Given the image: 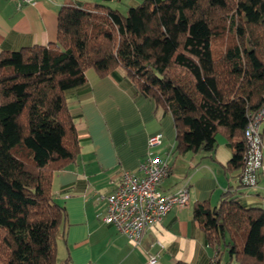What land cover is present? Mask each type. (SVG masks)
I'll list each match as a JSON object with an SVG mask.
<instances>
[{
  "label": "trees",
  "instance_id": "16d2710c",
  "mask_svg": "<svg viewBox=\"0 0 264 264\" xmlns=\"http://www.w3.org/2000/svg\"><path fill=\"white\" fill-rule=\"evenodd\" d=\"M117 68L171 115L174 153L212 154L222 136L225 171H238L247 113L264 105V0H143L125 14L64 4L53 42L1 52L0 264H55L66 214L52 177L80 149L65 92L88 69ZM230 189L192 208L209 264H264V209Z\"/></svg>",
  "mask_w": 264,
  "mask_h": 264
},
{
  "label": "crops",
  "instance_id": "0c3cea01",
  "mask_svg": "<svg viewBox=\"0 0 264 264\" xmlns=\"http://www.w3.org/2000/svg\"><path fill=\"white\" fill-rule=\"evenodd\" d=\"M142 1L34 0L19 6L14 0H0V53L53 42L57 12L64 4L102 5L125 14ZM85 79L65 92L80 149L76 160L52 177V197L66 214L56 262L62 264L68 256L70 264H147L150 256H156V264H209L214 251L193 219V205L207 201L214 206L220 194L231 188L242 206L264 209V179L254 188L238 186V171H225L231 150L222 136L216 137L212 154L174 153L171 115L156 107L151 98L138 95L121 68L103 77L88 69ZM155 134L163 138L155 154L163 155L173 147L169 173L159 190L171 194L187 185L189 206L172 209L134 244L101 221L105 203L97 198L113 190V170L136 169L147 152L148 138Z\"/></svg>",
  "mask_w": 264,
  "mask_h": 264
},
{
  "label": "built area",
  "instance_id": "2783aa9c",
  "mask_svg": "<svg viewBox=\"0 0 264 264\" xmlns=\"http://www.w3.org/2000/svg\"><path fill=\"white\" fill-rule=\"evenodd\" d=\"M20 6L33 3L34 0H14ZM264 122V105L254 112L247 113L244 129L245 149L242 167L237 173L238 185L245 188L256 187L264 179L263 137L261 126ZM162 135L155 134L147 140V152L135 170H113L111 193L99 196L105 203L101 221L113 226L134 244H137L144 231L159 223L168 212L176 208L189 206V188L181 186L171 194H163L159 188L168 176L171 146L163 155L155 154L162 145ZM215 259V256L211 261ZM156 256H150L147 264H156Z\"/></svg>",
  "mask_w": 264,
  "mask_h": 264
},
{
  "label": "rangeland",
  "instance_id": "374dc122",
  "mask_svg": "<svg viewBox=\"0 0 264 264\" xmlns=\"http://www.w3.org/2000/svg\"><path fill=\"white\" fill-rule=\"evenodd\" d=\"M55 264H60V261L58 260Z\"/></svg>",
  "mask_w": 264,
  "mask_h": 264
}]
</instances>
